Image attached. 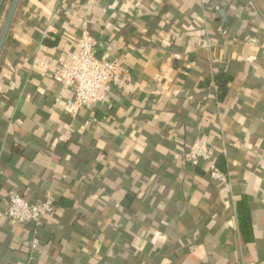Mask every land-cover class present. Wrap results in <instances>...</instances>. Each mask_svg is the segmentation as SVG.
<instances>
[{
  "label": "crops",
  "instance_id": "obj_1",
  "mask_svg": "<svg viewBox=\"0 0 264 264\" xmlns=\"http://www.w3.org/2000/svg\"><path fill=\"white\" fill-rule=\"evenodd\" d=\"M84 24L122 73L74 115L75 87L34 62L70 63ZM202 135L228 195L184 160ZM13 190L56 202L33 264H264V0H21L0 58V264H28Z\"/></svg>",
  "mask_w": 264,
  "mask_h": 264
},
{
  "label": "built area",
  "instance_id": "obj_2",
  "mask_svg": "<svg viewBox=\"0 0 264 264\" xmlns=\"http://www.w3.org/2000/svg\"><path fill=\"white\" fill-rule=\"evenodd\" d=\"M78 53L66 64L52 65L36 59L34 66L41 71L43 78L52 77L54 80L75 87L73 98L68 108L74 115L85 106L97 105L105 101V92L112 82L122 73V66L112 62L107 56H96V42L88 32L86 25L77 43ZM62 136L60 140H64ZM185 162L194 167H204L212 180L221 184L223 194H230V177L216 161L215 151L207 136L198 137L190 149L184 154ZM56 211V202L52 195L40 203H30L17 191L7 195V207L4 216L12 225H32L33 239L30 243V258L28 264H33L38 253L40 242L37 231L43 226L44 220Z\"/></svg>",
  "mask_w": 264,
  "mask_h": 264
},
{
  "label": "water",
  "instance_id": "obj_3",
  "mask_svg": "<svg viewBox=\"0 0 264 264\" xmlns=\"http://www.w3.org/2000/svg\"><path fill=\"white\" fill-rule=\"evenodd\" d=\"M8 0H0V20L5 8V5ZM21 0H11L10 7L8 9V12L6 14V18L4 20L3 27L0 31V58L2 56V52L4 50L8 35L10 33L12 23L15 17V14L18 10L19 4Z\"/></svg>",
  "mask_w": 264,
  "mask_h": 264
},
{
  "label": "trees",
  "instance_id": "obj_4",
  "mask_svg": "<svg viewBox=\"0 0 264 264\" xmlns=\"http://www.w3.org/2000/svg\"><path fill=\"white\" fill-rule=\"evenodd\" d=\"M229 80H230V79H228V78L220 79V78L218 77V79L216 80V82H217V86H218V87H220L221 85L225 86V84L228 83ZM220 89H221V87H220ZM220 168L223 170V168L221 167V164H220ZM245 217H246V219H244V222H246V223L249 224V220H250V219H249V215H248V214H245ZM242 222H243V220H242Z\"/></svg>",
  "mask_w": 264,
  "mask_h": 264
}]
</instances>
